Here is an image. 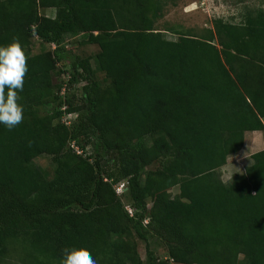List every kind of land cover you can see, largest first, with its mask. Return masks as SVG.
<instances>
[{
	"label": "trees",
	"instance_id": "1",
	"mask_svg": "<svg viewBox=\"0 0 264 264\" xmlns=\"http://www.w3.org/2000/svg\"><path fill=\"white\" fill-rule=\"evenodd\" d=\"M175 4L0 0V46L18 39L28 58L23 122L0 124V264H60L65 248L97 264H264V149L229 183L221 173L247 133L264 132V10L158 28ZM79 35L93 58H69Z\"/></svg>",
	"mask_w": 264,
	"mask_h": 264
},
{
	"label": "rangeland",
	"instance_id": "2",
	"mask_svg": "<svg viewBox=\"0 0 264 264\" xmlns=\"http://www.w3.org/2000/svg\"><path fill=\"white\" fill-rule=\"evenodd\" d=\"M175 5H169L165 11V17L158 22V28H178L181 30H196L200 31L204 28H212L213 21L218 18H222L226 21H231L234 23H240L244 21L247 15L251 12L256 11L257 9L264 10V0H175ZM43 14L50 15L47 11ZM52 16V15H50ZM168 39L176 40L177 36L171 34L170 32L166 33ZM87 39L86 35H79L76 37H68L66 45L69 50V58L75 59L76 56L80 58L94 57L99 51L98 46L88 45L85 43ZM42 41L35 37L32 41L31 52L33 54L39 53L42 47ZM49 49H54V45H48ZM94 64V59L92 60ZM96 68L95 64L93 65ZM60 70L65 68L63 64L58 66ZM104 86L109 84V81L106 79L103 73H98L96 76ZM63 76L55 77L56 83H61ZM261 149L253 148L252 153H256ZM250 152H243L240 155L239 161H231L225 167L222 168V179L225 183H229L231 177L237 173V171H243L247 165L251 163ZM36 163L45 170L52 169V158L48 155H43L36 159ZM157 167L153 166L152 168ZM172 194L176 195L179 192V188L175 187L172 190ZM149 207L152 203L149 201ZM126 206H130L127 205ZM138 243V252L143 260L146 259L147 251L146 244L142 240L137 241ZM152 249L157 253L159 257H164L166 252L163 246L157 242H151ZM6 264H21L18 257L14 255L8 260Z\"/></svg>",
	"mask_w": 264,
	"mask_h": 264
},
{
	"label": "clouds",
	"instance_id": "3",
	"mask_svg": "<svg viewBox=\"0 0 264 264\" xmlns=\"http://www.w3.org/2000/svg\"><path fill=\"white\" fill-rule=\"evenodd\" d=\"M27 56L18 39L0 46V124L11 130L23 122L24 109L18 103L28 72ZM60 264H97L86 249H63Z\"/></svg>",
	"mask_w": 264,
	"mask_h": 264
},
{
	"label": "crops",
	"instance_id": "4",
	"mask_svg": "<svg viewBox=\"0 0 264 264\" xmlns=\"http://www.w3.org/2000/svg\"><path fill=\"white\" fill-rule=\"evenodd\" d=\"M49 12L50 15H47L45 14L46 16H49V17H52L54 18L55 15H56V10L54 8H50V9H47L45 11L46 12ZM253 148H256V149H261L263 150L264 149V132H252V133H247L246 134V141H245V145H244V148L241 150V152L239 154H237L236 156H233L231 157L229 160H228V164L231 162V161H239L240 162V155L245 151L247 153L250 152V156H252V151H253ZM259 150V151H261ZM251 164V163H250ZM249 164V165H250ZM248 166V165H247ZM239 172V170L237 171Z\"/></svg>",
	"mask_w": 264,
	"mask_h": 264
},
{
	"label": "built area",
	"instance_id": "5",
	"mask_svg": "<svg viewBox=\"0 0 264 264\" xmlns=\"http://www.w3.org/2000/svg\"><path fill=\"white\" fill-rule=\"evenodd\" d=\"M77 118V115L76 114H68V115H65L62 119V122L67 124L68 126H70L72 124V122ZM76 150L78 151V153H81L77 148ZM124 187H125V183L122 182L120 183L117 187H116V191L120 194L123 192L124 190ZM129 213L131 215H133V210L131 207H127Z\"/></svg>",
	"mask_w": 264,
	"mask_h": 264
}]
</instances>
